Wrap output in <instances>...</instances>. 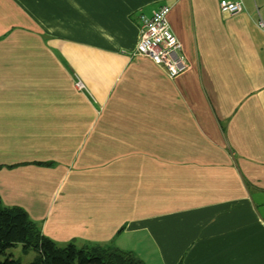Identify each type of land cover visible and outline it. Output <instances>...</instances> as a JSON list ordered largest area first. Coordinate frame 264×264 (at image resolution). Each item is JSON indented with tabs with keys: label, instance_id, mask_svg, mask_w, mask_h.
<instances>
[{
	"label": "crops",
	"instance_id": "1",
	"mask_svg": "<svg viewBox=\"0 0 264 264\" xmlns=\"http://www.w3.org/2000/svg\"><path fill=\"white\" fill-rule=\"evenodd\" d=\"M219 1L0 0L1 203L59 246L264 264V0ZM160 6L177 75L133 53Z\"/></svg>",
	"mask_w": 264,
	"mask_h": 264
},
{
	"label": "trees",
	"instance_id": "2",
	"mask_svg": "<svg viewBox=\"0 0 264 264\" xmlns=\"http://www.w3.org/2000/svg\"><path fill=\"white\" fill-rule=\"evenodd\" d=\"M22 245L35 255L26 264H145L136 254L117 247L73 243L59 246L43 235L37 223L18 206H4L0 201V264H23L7 251Z\"/></svg>",
	"mask_w": 264,
	"mask_h": 264
},
{
	"label": "built area",
	"instance_id": "3",
	"mask_svg": "<svg viewBox=\"0 0 264 264\" xmlns=\"http://www.w3.org/2000/svg\"><path fill=\"white\" fill-rule=\"evenodd\" d=\"M219 7L230 15L244 10L241 0H220ZM169 11V6H160L151 15H140V39L133 53L164 66L171 75H177L186 70L187 64L180 54L181 43L169 25Z\"/></svg>",
	"mask_w": 264,
	"mask_h": 264
},
{
	"label": "rangeland",
	"instance_id": "4",
	"mask_svg": "<svg viewBox=\"0 0 264 264\" xmlns=\"http://www.w3.org/2000/svg\"><path fill=\"white\" fill-rule=\"evenodd\" d=\"M7 252L11 253L15 258H19L23 264H26L27 262L31 261L35 254L33 250H29L27 253L24 252L22 245H18L14 248H11Z\"/></svg>",
	"mask_w": 264,
	"mask_h": 264
}]
</instances>
